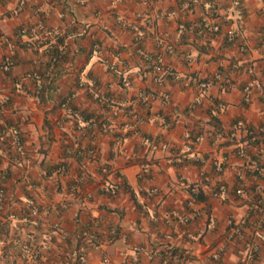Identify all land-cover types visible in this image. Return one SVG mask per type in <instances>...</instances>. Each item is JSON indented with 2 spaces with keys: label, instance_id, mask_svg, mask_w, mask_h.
<instances>
[{
  "label": "crops",
  "instance_id": "0c3cea01",
  "mask_svg": "<svg viewBox=\"0 0 264 264\" xmlns=\"http://www.w3.org/2000/svg\"><path fill=\"white\" fill-rule=\"evenodd\" d=\"M239 1L0 0V264L15 237L39 264L88 238L81 264H264V130L229 134L264 127V0Z\"/></svg>",
  "mask_w": 264,
  "mask_h": 264
},
{
  "label": "built area",
  "instance_id": "2783aa9c",
  "mask_svg": "<svg viewBox=\"0 0 264 264\" xmlns=\"http://www.w3.org/2000/svg\"><path fill=\"white\" fill-rule=\"evenodd\" d=\"M229 1L231 3V6L233 7L235 18L237 19V21H240L241 17H242L241 8H240V1L239 0H229ZM178 27L181 29L186 28L185 25H183L182 23H179ZM36 29L40 30V31H44V33L50 34V31L47 29H44V25L41 22H38L36 24ZM225 34L227 36H229V38H232L236 34V32L233 29V27H227V28H225ZM51 35H52V37H54L53 34H51ZM28 46H30V43H28ZM239 49H243V45H239ZM53 51H55V52H53ZM61 52H62L61 45L58 46L55 50H53L52 45H49L46 48V54L48 57L47 58L48 68H50L57 61ZM10 64H11L10 60L5 59L0 64V67L1 68H7ZM155 68L160 69V66L156 65ZM193 81H194L199 92H201L203 89L207 88L208 86H210L212 84H217L220 87H224V86L226 87L228 85V78L226 76H223L219 72L214 73L211 77L204 78V79L194 77ZM234 129H241L247 135L254 136L259 131H263L264 127L261 126L256 131L254 128L244 125L241 121H236V123H234L232 125V130H230V133H229L230 135H233ZM198 139H199V135L195 136L193 138V141H196ZM60 168L61 167H58L57 170H59ZM218 168H219V166H218ZM105 190L108 191L109 193H114L115 192V186L109 185L105 188ZM197 191H198L197 185H195V184L190 185L189 194L192 197H194L192 193H195ZM237 191H240V190L238 189ZM1 194H2V189L0 188V196H1ZM36 213H37V208L35 206L30 207V214L33 215ZM183 219L185 220V219H187V217H184ZM226 221L232 227L233 233H237L239 231L238 226L232 222L231 217H227ZM85 240H86V243H84V242L80 243L78 245L77 249L74 246L72 251L65 254L59 260V262H56L53 264H81V262L83 260L85 249L89 244H91V241L89 238L85 239ZM12 241H13V248L15 250V256L20 260L21 264H39L40 250H39L37 243H35L34 240H32L29 237H15V238H12ZM75 250L77 251V254H78L77 259H75V257H74V251ZM254 250H255V246H252L251 253H253Z\"/></svg>",
  "mask_w": 264,
  "mask_h": 264
},
{
  "label": "trees",
  "instance_id": "16d2710c",
  "mask_svg": "<svg viewBox=\"0 0 264 264\" xmlns=\"http://www.w3.org/2000/svg\"><path fill=\"white\" fill-rule=\"evenodd\" d=\"M188 192H190V185L188 186ZM192 194H193V196H194L195 198L200 197V195H199V191H197V192H195V193H192ZM82 242H83L82 239H80L79 241H77L76 244L74 245L75 248L77 249L78 245H79L80 243H82ZM74 257H75V259H77V257H78V254H77V251H76V250L74 251ZM4 263H5V264H13V261L7 257V258H5V262H4Z\"/></svg>",
  "mask_w": 264,
  "mask_h": 264
}]
</instances>
